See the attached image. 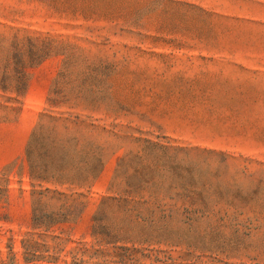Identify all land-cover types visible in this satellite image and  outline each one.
<instances>
[{
	"label": "rangeland",
	"instance_id": "1",
	"mask_svg": "<svg viewBox=\"0 0 264 264\" xmlns=\"http://www.w3.org/2000/svg\"><path fill=\"white\" fill-rule=\"evenodd\" d=\"M66 112L101 168L56 186L76 217L44 231L25 151ZM89 161L69 147L65 171ZM125 191L126 210L101 206ZM101 207L119 239L91 262L264 264V0H0V264L88 259ZM24 240L56 260H25Z\"/></svg>",
	"mask_w": 264,
	"mask_h": 264
},
{
	"label": "trees",
	"instance_id": "2",
	"mask_svg": "<svg viewBox=\"0 0 264 264\" xmlns=\"http://www.w3.org/2000/svg\"><path fill=\"white\" fill-rule=\"evenodd\" d=\"M13 42L17 43L18 41L14 40ZM49 104L55 107L60 105L61 102L52 98L49 99ZM63 113L65 112H61V114ZM66 113L67 117L47 116V122H39L30 134L25 151L28 174L33 187L31 192L33 228H41L44 231H49L53 226L71 221L76 217L75 203L70 200L69 195L57 191L56 186L73 184L76 181L74 179L78 181L76 184L89 183L96 178L101 168V158L98 152L101 145L95 140L84 138L79 128H71V125L75 127L80 124V116L72 112ZM82 139L85 142L81 143ZM69 147L84 152L91 160L87 162L83 174L77 176L78 178L70 176L65 171L64 158ZM43 184H48V186H43ZM51 186L54 188H51ZM36 187H39V189ZM130 193L131 191H125L119 198L105 197L101 202V206L112 200L116 201L118 209L122 207L126 210V205L136 203ZM103 211L104 209L101 213L99 211L95 215V224L92 229V236L95 238L94 245L97 248L89 252V258L86 260L82 256L86 254L87 249H78L75 256H73V261L65 264H117V262H109L105 259L90 261L93 258L98 259L99 256L107 255L104 247H109L111 244H113L112 247H116L115 242L119 239L117 238L118 234H112L111 230L100 224L102 219L100 215ZM23 248L25 260L27 261L43 259L54 262L56 260L53 255L57 253V250L45 244H30L29 240H24ZM78 254L80 256H77Z\"/></svg>",
	"mask_w": 264,
	"mask_h": 264
}]
</instances>
